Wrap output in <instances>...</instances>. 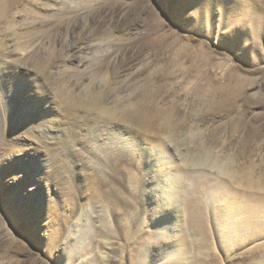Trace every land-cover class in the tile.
Here are the masks:
<instances>
[{
	"label": "rangeland",
	"instance_id": "1",
	"mask_svg": "<svg viewBox=\"0 0 264 264\" xmlns=\"http://www.w3.org/2000/svg\"><path fill=\"white\" fill-rule=\"evenodd\" d=\"M189 9L193 23L183 15ZM0 26L3 45L39 46L27 64L1 51L0 144L14 135V118L24 121L17 112L28 109L25 85L36 102L82 120L78 134L63 123L46 140L58 159L30 142L18 146L19 161L8 156L11 170H0V264H260L264 236L238 246L242 236L231 230L243 216L234 201L264 209V0H19ZM9 65L26 69L24 87L16 74L6 80ZM128 133L155 142L143 144L149 158L129 147ZM31 151L72 186L58 235L47 207L57 189L43 179L25 184L38 172L24 170ZM67 161L80 170L68 173ZM85 175L96 176L95 189L80 187ZM217 187L227 204L210 205Z\"/></svg>",
	"mask_w": 264,
	"mask_h": 264
},
{
	"label": "bare ground",
	"instance_id": "2",
	"mask_svg": "<svg viewBox=\"0 0 264 264\" xmlns=\"http://www.w3.org/2000/svg\"><path fill=\"white\" fill-rule=\"evenodd\" d=\"M18 1L19 0H0V24H1V22H2V20H3V18L6 16V15H8V13L10 12V11H12V8H14L15 7V5H17L18 4ZM40 3V2H39ZM40 5L42 6V7H44V8H46V9H51V6H50V4H44V3H40ZM39 5V6H40ZM29 6V5H28ZM38 6V7H39ZM41 8V7H40ZM55 8V7H54ZM41 9H43V8H41ZM18 10V9H17ZM20 10H18L17 12H14V14H19L20 12H19ZM46 11V10H45ZM47 12H49V11H47ZM75 13V12H74ZM76 18H79V17H81V16H83V14L82 13H75V15H74ZM42 18V17H41ZM9 20H12V19H10L9 18ZM20 21V20H19ZM49 20H45V22H46V24H47V22H48ZM57 22V21H56ZM10 24H14L13 22L12 23H10ZM10 24L9 23H7L6 24V28H4L3 26V28L6 30H8L9 32H11L9 29H10ZM45 24V25H46ZM9 25V26H8ZM27 26V25H26ZM1 27V26H0ZM13 27V26H12ZM55 29V28H54ZM9 32H7L8 34H9ZM59 32V31H58ZM5 33V32H4ZM45 33H46V31H45ZM49 33V32H48ZM51 33V32H50ZM55 33V32H54ZM3 34V33H2ZM6 34V33H5ZM47 34V33H46ZM52 34H53V32H52ZM4 35V34H3ZM7 35V34H6ZM18 35V34H17ZM45 35V34H44ZM59 35V34H58ZM14 36H15V38H16V35L14 34ZM14 36H12V37H14ZM47 36V35H46ZM53 36V35H52ZM51 36V37H52ZM7 37V36H6ZM50 37V36H49ZM8 38V37H7ZM7 38H5L4 40H7ZM23 38V37H22ZM37 37H35V38H32V41H30V46L31 47H33L32 45H34V44H32L31 45V42H33L34 41V39H36ZM40 38V37H39ZM17 39V38H16ZM30 39V38H29ZM19 40V39H18ZM3 41V40H2ZM12 41H14L15 43H11ZM21 41V40H20ZM20 41H18V42H16V40L15 39H10L9 38V40L7 41V42H10L9 44H4L3 45V43L2 42H0V47H1V45H2V48H1V50H0V54L1 55H3V53L5 54V50H8V49H10V51L9 52H11L12 54H17V55H20L19 57H17V60H15L16 62H21V64H27V63H29V62H31V61H33V58H34V56L38 53L37 51L39 50V46H34V48L36 47V49L35 50H32L31 51V49L29 50L28 48H27V50H25L26 48V44H24V46L22 45V43L20 42ZM27 41V40H26ZM39 42H43L42 40H38ZM45 41H47V40H45ZM49 41V40H48ZM6 43V42H5ZM21 43V44H20ZM27 43H29V41L27 42ZM34 43V42H33ZM49 43H51V42H49ZM59 43V42H58ZM45 44V43H44ZM68 44V43H67ZM36 45H37V43H36ZM40 45V44H39ZM52 45V44H51ZM28 46V45H27ZM29 46V47H30ZM42 46V45H41ZM33 48V49H34ZM50 48H52V47H50ZM40 49H41V47H40ZM112 49V48H111ZM51 50V49H50ZM1 51H3V53L1 52ZM41 52V51H40ZM100 53H102V52H100ZM39 54V53H38ZM105 55V54H104ZM5 57V56H4ZM100 57V56H99ZM103 57V56H102ZM107 57V56H106ZM5 63V62H4ZM3 63V64H4ZM32 63V62H31ZM14 66H16V65H14ZM21 67V66H20ZM20 67H17L19 70H16V69H14V67L13 66H11V65H9V66H7L6 68V74L8 73V75L6 76V80H8V82L10 81V80H14V76H15V74H16V84H18V86H19V83H21V82H23L22 83V85L21 86H23L24 85V77H25V73L26 72H24V70L26 71V69H24V68H21L20 69ZM24 67V66H23ZM64 67H66V66H64ZM98 67V66H97ZM96 67V68H97ZM16 68V67H15ZM25 68H27V65H26V67ZM30 68V67H29ZM70 68H72V67H70ZM13 70V73L12 74H10L9 72H11ZM76 70V69H75ZM74 70V71H75ZM28 71V70H27ZM14 72H16V73H14ZM29 72V71H28ZM91 72V71H90ZM84 74V73H83ZM64 76V75H63ZM74 76V75H73ZM30 77V76H29ZM62 77V76H61ZM96 77V76H95ZM34 78V77H33ZM34 79H36V78H34ZM23 80V81H22ZM33 82H35V81H33ZM32 82V84H33V86L35 87V88H40V85H35L34 83ZM42 83V82H41ZM30 84H31V81H30ZM62 85V84H61ZM27 88H25V94L27 95V98H26V100H24V103H25V107H28V109H30V108H33V110H35L36 111V118L37 119H40V122L39 123H37L34 119H35V117L34 118H32V117H29L28 116V114H27V111H28V109H27V111L25 110V111H18L17 112V114H18V116H20V115H22L23 114V116H22V118L24 119V121L23 122H21V123H19V122H17L16 120H12V122H11V124H12V132L14 133V135H12V136H8V135H4V136H2L3 137V140L1 141V144H0V170H2V173H6V172H8V170L7 169H9V170H11L12 168L11 167H9V168H7V158H8V156H9V159H10V161L13 163V162H17V161H19V160H16L15 159V157H14V155H15V153L16 152H19V151H21V150H19V151H17L18 150V146L19 145H22V146H30V142H35V143H39L40 144V146L42 145V148H43V150H44V154L46 153V154H53L52 155V157H53V160H55V158H57V156L59 157L60 155V153L59 154H56L57 152H59V151H57V150H52L50 147H48L49 145H48V142L47 141H49V140H51L52 138H54L55 137V130H56V128L57 127H59V126H61L63 123H65V124H67L68 125V127L69 128H71V130L73 131V132H75V133H77V132H79V130H77V129H79V126H80V120L81 119H79V117H77L75 114H73L71 111H62L61 109H59L58 107H56V108H49L48 106H46V103L45 104H43V103H41L40 101H38V102H36V100H35V98L34 97H31V96H28V95H30L31 93L29 92V91H31V89H30V87L28 86V85H25ZM24 87V86H23ZM22 88V87H21ZM2 89H4V88H2ZM20 89V88H19ZM29 90V91H28ZM40 92H42L43 94H45V91H40ZM25 98V97H24ZM46 98V97H45ZM50 99V98H49ZM35 100V101H34ZM20 103V102H19ZM71 103V102H70ZM53 104H54V102H53ZM71 105H72V103H71ZM24 108V107H23ZM18 110V109H17ZM29 112V111H28ZM79 112V111H78ZM30 113V112H29ZM62 113H63V115H62ZM75 113V112H74ZM52 114V115H51ZM77 114V113H76ZM48 115H50V116H48ZM81 115V114H80ZM54 116V117H53ZM81 118V117H80ZM89 118V117H88ZM94 119H95V117H94ZM99 119H101V118H99ZM169 119V118H168ZM168 119H166L167 120V122H168ZM78 120V121H77ZM83 120H87L86 119V117L83 119ZM89 120H90V118H89ZM88 120V121H89ZM166 120H165V122H166ZM35 121V122H34ZM82 121V120H81ZM90 121H92V120H90ZM101 121H102V119H101ZM169 121H170V119H169ZM86 123H87V121H85ZM93 122H95V120L93 121ZM92 122V123H93ZM86 123H85V125H86ZM97 123V122H96ZM93 124H95V123H93ZM98 124V123H97ZM166 124V123H165ZM89 126H90V124H88ZM88 125H86V126H88ZM96 125V124H95ZM102 125V128H101V126L98 124L97 126H96V128H95V126L93 127V128H95V129H97V128H100V129H103V127H104V129H105V126H106V128L107 129H110V127H112V126H114L113 124H110V123H105L104 125H103V123L101 124ZM168 126H169V124H168ZM78 127V128H77ZM119 128V127H118ZM120 129V128H119ZM62 130V129H61ZM64 130V129H63ZM70 130V131H71ZM85 130H87V127H86V129ZM92 130V129H91ZM99 130V129H98ZM121 130V129H120ZM84 131V130H83ZM105 131V130H104ZM93 132V131H92ZM103 132V131H102ZM120 132H122V131H120ZM81 133V132H80ZM93 133H95V131L93 132ZM93 133H91L92 135H93ZM107 133V132H106ZM127 133V131H125L124 132V134H126ZM74 134V133H73ZM78 134V133H77ZM90 134V133H89ZM101 134V133H100ZM108 134V133H107ZM91 135V136H92ZM95 135V134H94ZM111 135V134H110ZM65 136V135H64ZM70 136H71V134H70ZM90 136V137H91ZM98 136V135H97ZM107 136V135H106ZM115 136V135H114ZM118 136V135H117ZM73 137H75V136H73ZM105 137V136H104ZM109 137V136H108ZM63 138V137H62ZM69 138V137H68ZM88 138H89V136H88ZM111 138V137H110ZM60 139V138H59ZM67 139V138H66ZM93 139V138H92ZM124 139V138H123ZM126 139H127V144H129V147L130 148H134L135 147V149H139L140 150V152H141V157H143V158H147L148 156H150L151 154H152V151H151V153H149L148 152V147L147 146H145V145H143L144 144V142H141L140 141V139H137L136 137H134V136H131L130 135V133H128L127 134V137H126ZM47 140V141H46ZM61 140V139H60ZM68 140V139H67ZM71 140V139H70ZM89 140H90V142H91V139L89 138ZM112 140V139H111ZM27 142V144H25L24 142ZM59 141V140H58ZM63 141V140H62ZM61 141V142H62ZM60 142V143H61ZM66 142V141H65ZM69 142V141H68ZM57 143V142H56ZM59 143V142H58ZM92 143H94V142H92ZM66 144V143H65ZM58 146V145H57ZM65 146V145H64ZM153 146V145H152ZM53 148V147H52ZM57 148H59V147H57ZM65 148H66V146H65ZM155 148V147H154ZM29 149V148H28ZM54 149V148H53ZM55 149H56V147H55ZM62 149V148H61ZM65 150V149H64ZM30 151V150H29ZM36 151V150H35ZM41 151V150H40ZM54 151H57L56 153L54 152ZM66 151V150H65ZM131 153H132V151L131 150H129ZM31 152L33 153V154H31ZM30 152V155H29V161L27 162V165H28V167H26V168H24V170H29V172H32V170H38V172H37V174L36 175H34V174H32V175H30L29 177H27V179L25 180V184H29L30 186H33V187H37V186H39V182H41L42 181V179H43V181H45L46 182V184H44L45 185V187H49L48 188V190L51 188V187H54L55 189H57V192H54V194H53V196L51 197V202L48 204V206L47 207H49V208H51V209H53L57 214L54 216V217H56V219L54 218L53 219V225H52V230H51V234L52 235H58L59 234V232H61L60 230H61V226H62V224H63V222H62V224L60 225V220L62 221V215H63V212H62V214H61V212H58L62 207H65V206H70L71 204H72V200H73V195H72V186H71V184H69L68 183V179L67 178H64V177H58V171H57V169H56V166H55V171H53L52 173H47V171H45L46 169V164H45V161H44V159H45V155L44 154H40V153H38V152H34V151H31ZM163 152V151H162ZM63 153H64V151H63ZM65 154V153H64ZM69 154V153H68ZM61 155H62V153H61ZM70 155H72V154H70ZM74 155V154H73ZM131 155V154H130ZM132 155H133V153H132ZM51 157V158H52ZM142 158V159H143ZM149 158V157H148ZM151 158V157H150ZM32 159H34V160H40V162H41V160H43V162L44 163H42L41 162V164L39 165V163H33V162H31V160ZM58 159V158H57ZM61 159V158H60ZM59 159V160H60ZM63 159V158H62ZM66 159V158H65ZM70 159V158H69ZM73 160V159H72ZM66 161V160H65ZM74 162V161H73ZM115 162V161H114ZM20 163H21V160H20ZM26 163V162H25ZM61 163V162H60ZM67 164H66V167H67V169H68V173H70V174H73V172H77V171H79L80 169H79V167H78V165H76L75 164V162H74V166H71V162L70 161H67L66 162ZM14 164V163H13ZM53 164V163H52ZM58 164H59V161H58ZM80 164V163H79ZM114 164V163H113ZM9 165V164H8ZM49 165V164H48ZM60 165V164H59ZM62 165H63V162H62ZM112 165V164H111ZM63 167V166H62ZM64 167H65V165H64ZM63 167V168H64ZM114 167V166H113ZM4 168V169H3ZM83 168V167H82ZM66 169V168H65ZM48 170H50V168L48 169ZM54 170V169H53ZM64 170V169H63ZM59 171H60V167H59ZM81 171H83V170H81ZM80 171V172H81ZM50 172V171H49ZM64 173V172H63ZM62 173V174H63ZM89 173V172H88ZM87 173V174H88ZM56 176H55V175ZM76 174V173H75ZM82 174V173H81ZM96 174V173H95ZM64 175H65V173H64ZM83 175V174H82ZM67 176V175H66ZM95 176V175H94ZM101 176V175H100ZM96 177V176H95ZM95 177H93L92 175H85V178L82 180V182H81V184H80V187L82 188V189H95V183L94 182H96V181H94V179H95ZM29 178V179H28ZM98 179V178H97ZM102 180V179H101ZM42 181V182H43ZM69 181H70V179H69ZM74 181V180H73ZM104 181V180H103ZM135 182V181H134ZM72 183V182H71ZM130 183H131V181H130ZM139 183V182H138ZM95 184V185H94ZM99 184H100V182H99ZM102 185V184H101ZM98 186V185H97ZM138 186V185H137ZM136 186V187H137ZM79 187V186H78ZM54 189V190H55ZM248 190V189H247ZM181 191V190H180ZM257 192V191H256ZM31 197H33V196H31ZM20 198H22V197H20ZM235 199V198H234ZM238 199V198H237ZM30 200H32V199H30ZM220 202H222V203H224V205L225 204H227V198L226 197H222L221 196V199L219 200ZM242 201V200H241ZM244 201V200H243ZM229 202V201H228ZM247 203V202H246ZM77 204V203H76ZM210 206V205H209ZM234 207H235V211H236V213H242L243 212V216L241 217V219H240V217H239V220H237L236 221V223L238 224V229H232L231 230V233L233 234V233H235L236 232V235H240V236H242V239L236 244V245H238V246H240V245H242L244 242H247V241H251V240H253L254 238H257V237H263L264 236V226H262L261 225V218H262V215H264V209L262 210V209H257V210H255L256 208H250V206L248 207V206H246L245 204H242L241 202H239V201H234ZM211 208V207H210ZM217 208V207H216ZM220 208V207H219ZM221 210V209H220ZM230 210V209H229ZM259 210V211H258ZM214 211V210H213ZM52 213V212H51ZM65 213V212H64ZM218 213V212H217ZM220 213V212H219ZM213 215V214H212ZM67 219H69V218H67ZM55 221V222H54ZM59 222V223H58ZM193 222V221H192ZM220 222V221H219ZM216 223H218L217 221H216ZM191 224V223H190ZM193 224H194V222H193ZM195 224L198 226L199 224L197 223V222H195ZM219 224V223H218ZM108 225V224H107ZM195 225V226H196ZM193 226V225H192ZM231 226H233V225H231ZM54 227H55V229H54ZM58 227H60V229H57ZM194 227V226H193ZM226 227V226H225ZM237 227V226H236ZM105 228V227H104ZM106 228H107V226H106ZM192 228V227H191ZM214 228V227H213ZM226 229V228H225ZM194 230V229H193ZM223 231V230H222ZM195 232V231H194ZM198 232V231H197ZM201 235H203L204 236V241H203V243H204V246L205 247H208V245H209V242H208V239H207V235H205V232L204 231H201V233H200ZM198 235V234H197ZM196 235V236H197ZM226 235V234H225ZM230 235V234H229ZM233 235H235V234H233ZM231 238V237H230ZM238 239V238H237ZM230 242V241H229ZM230 243H232V242H230ZM234 245H235V243H234ZM258 247V246H257ZM260 245H259V249H260ZM256 248V247H255ZM234 249V248H233ZM264 249V248H263Z\"/></svg>",
	"mask_w": 264,
	"mask_h": 264
},
{
	"label": "snow or ice",
	"instance_id": "3",
	"mask_svg": "<svg viewBox=\"0 0 264 264\" xmlns=\"http://www.w3.org/2000/svg\"><path fill=\"white\" fill-rule=\"evenodd\" d=\"M190 12H191V10L189 9L186 12H184L183 15L188 18L189 23H193L194 21H193L192 17L189 15ZM202 20H203V18L201 17V22H202ZM222 38L224 40H227L229 37H228V35H224ZM3 71H4L3 67L0 66V72H3ZM35 83L37 85H40L41 91H44L43 85L40 84V81L38 78L35 79ZM45 94H47V93H45ZM107 131L110 133H119L120 129L117 128L116 126H113L111 129H108ZM145 144L153 145V144H155V142L154 141H146ZM164 151H166L169 155H171L170 151H168L167 149H164ZM209 183H211V181H209ZM220 199H221V189L220 188L217 187V188H214L211 191H209L208 200H209L210 205L218 202ZM261 225L264 226V215H262V218H261ZM149 264H150V262H149ZM241 264H255V262L250 261V260H243V261H241ZM260 264H264V259H262L260 261Z\"/></svg>",
	"mask_w": 264,
	"mask_h": 264
}]
</instances>
